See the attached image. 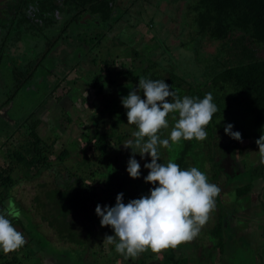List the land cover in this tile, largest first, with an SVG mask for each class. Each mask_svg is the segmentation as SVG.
Masks as SVG:
<instances>
[{
  "label": "rangeland",
  "instance_id": "374dc122",
  "mask_svg": "<svg viewBox=\"0 0 264 264\" xmlns=\"http://www.w3.org/2000/svg\"><path fill=\"white\" fill-rule=\"evenodd\" d=\"M131 1L120 0V4L123 7L128 6ZM193 16L194 13L190 11L187 0H139L131 9L128 19L108 32L100 47L89 49L88 46H83L82 43L79 45L74 41H71L70 45L66 42L59 45L47 60V66L39 70L37 78L27 82L13 100L0 109V112H6L8 118L12 116L16 119L13 123L12 121L6 123V119L0 118V135L5 138V142L2 141V152L6 155L11 148L18 147L25 151L30 146L32 138L28 135L29 126L25 125V120L32 116L28 118L30 122L36 118L41 120L38 130L40 135L52 145L50 159L55 165L53 169H45L39 177L27 180L22 178L20 172L23 166H18L13 160L15 163L12 162V166L15 170L12 174L19 183L12 189L11 197L3 203L21 219V223L14 226L23 233L27 243L9 254H4L0 250V264H8L13 258H17L15 264H19L20 261L22 264H128L130 258L126 259L115 251L114 244L104 241L106 235H114V232L110 226H101L95 210L90 221H83L84 217H79L83 221L79 224L80 228L89 225L94 232L87 240L86 247L81 248L76 244L59 240L54 229L41 220L38 203L43 199L47 189L54 187L57 182L67 177V169L81 174L85 182L91 179L88 174L89 169L92 168L87 169L85 163L89 161V158L90 161L97 163L98 152L94 149L96 139L90 134L95 128L109 127L111 124L109 112L101 113L103 94L98 93V88L93 85L98 75L103 76L107 73L104 69L111 66L114 70L124 66V69L133 67L140 72L147 66L148 59L153 57L160 61L161 72L164 75L162 80L166 83L172 70L192 82L205 80L207 65L217 55L221 42L205 38L198 47L194 39L197 33L193 25ZM91 26L87 25L86 29L90 31ZM102 28L106 29V27ZM117 38L125 43L115 45L114 40ZM28 43L27 48L33 47L37 53L45 46L44 41L35 45V39L28 40ZM253 47L256 48L258 56L264 57V49L256 45ZM133 48L137 49V56L134 55ZM68 50H71V54L64 62L62 55ZM87 53L89 56L85 57ZM79 54H81V61ZM93 57H96V63L91 61ZM102 59H108L109 62L104 68L100 63ZM77 61L80 62V66H74ZM53 72H56L54 76L58 78L53 76ZM0 73V76L4 77L8 70L2 68ZM14 85L8 80L0 81V105L14 93ZM56 85L57 90L51 94ZM187 89L185 85L178 95L181 98L188 96ZM131 90L127 86H116L107 81L104 86L105 94L113 98L112 109L124 108L121 98ZM224 92H226V95L222 96L226 100L224 106L231 108L232 102L229 101L228 96H231L232 92L228 88ZM59 95L64 96L62 101L58 99ZM251 110L248 101L242 100L241 103L234 105L232 110L224 112V116L218 119L215 125L213 123L212 135L208 133L207 127L205 129L207 138L200 141L199 150L206 158L205 170L209 182L218 185L221 192L216 197L215 209L210 219L202 227L198 236L191 241L181 243L176 248L177 258H187L186 264H234L232 262L236 258L227 251L232 246H226V254L221 252L219 247L214 246L211 229L216 224L219 214L223 212L224 217H228V227L231 231L230 226L235 223L233 211L239 208L235 206L236 196L238 200L241 198L236 194V187L245 184L250 173L263 164H259L261 158L256 141L242 139V142L238 141V147H235V139L225 133V126L229 123L233 124V131L241 133L251 131L254 119V113ZM171 129L172 126L169 125V134ZM134 131H136L135 125H130L127 121L120 124L118 133L123 136L121 145L110 153L111 163L121 161L126 164V171L132 150L125 148L123 144L134 139L132 136ZM10 135L12 136L6 137ZM9 141L11 143H8ZM63 149H68L70 156L60 162L57 156ZM162 153L166 158L164 147H162ZM4 158L7 165L10 159H13L7 156ZM135 158L141 164V176L134 178L135 182L142 188L146 185L145 189L153 186L144 179L150 171L144 168L145 163L151 162L150 155L141 158L140 154L136 153ZM111 163L107 159V165L102 168V174L97 172L99 181L97 183L100 187V200L97 204L102 206L112 195L110 192H103L108 186L105 180ZM189 164L192 166L193 162ZM239 202L240 200L238 204ZM30 237L33 238L32 243H29ZM166 250L160 253L148 250L138 259L141 260L142 257L144 264H165L163 253Z\"/></svg>",
  "mask_w": 264,
  "mask_h": 264
},
{
  "label": "trees",
  "instance_id": "16d2710c",
  "mask_svg": "<svg viewBox=\"0 0 264 264\" xmlns=\"http://www.w3.org/2000/svg\"><path fill=\"white\" fill-rule=\"evenodd\" d=\"M187 1L189 2L190 11L194 13L193 25L197 33V36L194 38L197 41L196 45L199 47L203 39L210 38L214 41H220V47L218 48L217 55L207 65L204 81L192 82L175 70L170 72L166 81L172 86V90H176L178 93L186 85L188 96L190 97L203 99L207 93L213 95V102L218 106V111L206 126L210 135L214 132L213 123L215 125L218 119L224 116V112L232 110V107L241 103L242 100L248 101L251 105V111L254 113L253 129L241 134L242 139L256 141L261 135H264V57L258 56L257 50L253 46L256 45L264 49V0ZM64 2L71 9L78 10L80 16L90 13L98 21L97 24L99 26L96 28V35L94 37L85 36V32L82 34V45L88 46L91 49L93 47H100L103 38L106 37L108 32L115 29L122 21L128 19L131 9L139 0H132L128 6L124 7L120 4V0H64ZM102 27H106V29L104 30ZM124 43L119 38L114 40L115 45H123ZM53 46L54 44L50 46V50ZM132 51H134L135 56L138 55L137 49L133 48ZM88 56L89 53L85 55V57ZM91 61L96 63V57H93ZM147 62V66L140 70V72L136 71L133 67L124 69V66H122L120 69L115 68L113 70V67L110 66L104 69L107 70V73L103 76L98 75L93 83L98 88V93L103 94L101 113L106 114L107 111L109 112L111 124L109 127L95 128L90 134L91 137L96 139L94 149L98 152L96 156L97 163L90 161V158L88 159L90 162L87 161L85 163L87 169L89 167L92 168L89 169L88 174L91 179L85 182L81 174H76L67 169V177L57 182L54 187L47 189L43 194V199L38 203L41 220L54 229L57 237L62 242L73 243L81 248L86 247L87 240L92 237L94 232L91 226L85 225L80 228L79 224L80 222L92 219V213L100 200V187L97 183V175L102 174V168L107 165V159L108 162H112L109 160L111 151L121 145L123 136L118 133V127L127 121V110L125 108H111L113 98L105 94V82L116 84V86H127L129 89H132L138 87L139 77L141 76L153 80H162L164 75L161 72L160 61L152 57ZM100 63L104 68L109 62L108 59H102ZM26 81L15 83L14 93L10 94L0 105V109L13 100L17 92L24 87ZM58 86L56 85L53 88L51 94H54ZM227 88L232 92V95L228 96L229 101L232 102L231 108L224 106L226 100L222 97L226 95L224 91ZM124 95L127 96L128 93ZM63 97V95H59L58 99L61 100ZM225 98L227 99V97ZM173 115H176L178 118V114H169L167 117L169 125L172 127L175 123L172 119ZM30 117L32 116L28 118ZM28 118L25 120V125L29 126L28 135L32 138L30 146L25 151L19 147L15 149L11 148L7 155L13 159L10 160L8 165L0 166V211L9 210L3 202L11 197L12 189L19 183V180L12 174L15 170L12 162L14 164L16 161L18 166H23L20 172L22 178L27 180L35 179L45 169H53L55 166L50 159L52 145L40 135L38 130L41 120L36 118L30 122ZM159 135L161 138H168L170 135L168 128L162 129ZM238 141L235 139V147H238ZM199 149L200 141L195 139L186 141L182 139L179 143L171 144L170 148H165L166 158L164 153H162V147H160L161 160L158 162L167 163L169 160H172L179 164L182 169L195 166L206 174V158ZM69 156V150L63 149L57 158L62 162ZM190 162H193L192 166L189 164ZM107 171L109 174L107 175L105 184L108 186L103 192H110L112 195L104 205L114 206L119 193L124 194V203H128L131 199L140 198L142 195L150 194V189L153 186H148L145 189L146 185H143L142 188L127 173L126 164L121 163V161L111 163ZM260 171H264V163L260 168L252 171V173L256 174ZM250 190V182L236 187L237 195L240 197L249 195ZM36 199L38 200L39 198L37 197ZM80 216H83L85 220L82 221L79 218ZM96 216L98 217L97 214ZM224 216V213L221 212L216 224L211 229L214 246L219 247L221 251L224 248ZM98 218L101 219L100 217ZM12 223L14 225L21 223V219H13ZM32 241L33 238L30 237L29 243H32ZM176 248H168L164 251L163 263H188L187 258H177ZM16 259L13 258L8 264H15L17 262ZM18 263L22 264V261ZM128 264H144V261L142 257L141 260L138 258L135 260L130 259Z\"/></svg>",
  "mask_w": 264,
  "mask_h": 264
},
{
  "label": "clouds",
  "instance_id": "9594fccd",
  "mask_svg": "<svg viewBox=\"0 0 264 264\" xmlns=\"http://www.w3.org/2000/svg\"><path fill=\"white\" fill-rule=\"evenodd\" d=\"M165 80L139 77L138 87L132 88L121 98L127 110V123L135 125L134 139L126 141L125 148H131L127 171L132 178L141 176V164L135 158L148 155L151 162L144 177L153 187L150 194L131 199L124 203V194L119 193L114 206L97 204L95 212L101 226H110L114 235H106L104 241L114 244L115 251L126 259H137L151 250L160 253L176 248L183 242L194 239L210 219L215 209V200L221 188L208 180L207 175L193 166L182 169L169 160L160 163V147L170 148L171 144L183 140L203 141L207 138L206 126L211 122L218 106L211 93L204 98L183 96ZM142 93V95H141ZM169 114L175 121L168 138L159 135L169 127ZM233 124L225 126V133L242 142V134L233 131ZM259 146L260 162L264 163V135L256 140ZM18 218L11 211H0V250L4 254L17 251L27 241L12 223Z\"/></svg>",
  "mask_w": 264,
  "mask_h": 264
},
{
  "label": "flooded vegetation",
  "instance_id": "af4514ba",
  "mask_svg": "<svg viewBox=\"0 0 264 264\" xmlns=\"http://www.w3.org/2000/svg\"><path fill=\"white\" fill-rule=\"evenodd\" d=\"M78 13L64 0H0V69L8 70L4 77L0 76V81L4 79L15 84L36 79L59 45L65 42L70 45L71 41L81 45L83 32L85 36L94 37L98 21L90 13L82 16ZM89 24L92 25L90 31L86 29ZM32 39L35 45L45 42L38 53L33 47L27 48L28 40ZM70 54L68 50L62 55L64 62ZM74 66H80V62Z\"/></svg>",
  "mask_w": 264,
  "mask_h": 264
},
{
  "label": "crops",
  "instance_id": "0c3cea01",
  "mask_svg": "<svg viewBox=\"0 0 264 264\" xmlns=\"http://www.w3.org/2000/svg\"><path fill=\"white\" fill-rule=\"evenodd\" d=\"M0 118L6 119V123H11V121L13 123L16 120L12 116L8 118V115L6 116V112H0ZM12 135L6 137L9 138ZM2 141L5 142V138L1 137L0 135V166L7 165L6 159L4 157H8L7 153L5 155V153L2 152ZM8 143L11 142L9 141ZM260 163L261 162H259V164ZM247 182H250L251 184L250 194L241 197L239 199V204V200L236 196L237 203L235 206H239V208H237V210L235 208V211H233L235 223L233 226H230L231 231L228 227V217L224 218V248L221 252H225L226 254V246L230 245L232 247L227 251L232 253L236 258L232 263L264 264V171L257 172L256 174L250 173Z\"/></svg>",
  "mask_w": 264,
  "mask_h": 264
}]
</instances>
